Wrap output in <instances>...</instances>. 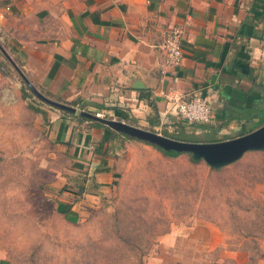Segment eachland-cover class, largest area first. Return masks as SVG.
<instances>
[{"label": "crops", "instance_id": "0c3cea01", "mask_svg": "<svg viewBox=\"0 0 264 264\" xmlns=\"http://www.w3.org/2000/svg\"><path fill=\"white\" fill-rule=\"evenodd\" d=\"M172 25L175 65L161 47ZM0 51L44 95L156 131L178 122L173 97L206 94L211 119L191 141L264 124V0H0ZM47 104L50 138L69 160L52 187L78 215L109 194L136 137ZM0 264H10L1 247Z\"/></svg>", "mask_w": 264, "mask_h": 264}, {"label": "rangeland", "instance_id": "374dc122", "mask_svg": "<svg viewBox=\"0 0 264 264\" xmlns=\"http://www.w3.org/2000/svg\"><path fill=\"white\" fill-rule=\"evenodd\" d=\"M40 105L0 51V247L10 264H264V142L217 163L136 137L109 194L72 215L52 187L69 160ZM197 125L178 116L158 132L190 140Z\"/></svg>", "mask_w": 264, "mask_h": 264}, {"label": "water", "instance_id": "95a60500", "mask_svg": "<svg viewBox=\"0 0 264 264\" xmlns=\"http://www.w3.org/2000/svg\"><path fill=\"white\" fill-rule=\"evenodd\" d=\"M22 77L34 94L43 101L53 106L84 115L90 119L101 121L113 129L149 141L164 149H176L178 151L191 150L192 152L199 154L198 156H214V160L218 163L225 158L238 154L244 148L254 147L264 142V124L239 136L222 140L190 141L174 138L156 130L130 124L120 119L105 117L98 113L80 109L68 103L52 99L37 90V88L25 76H23V74Z\"/></svg>", "mask_w": 264, "mask_h": 264}, {"label": "built area", "instance_id": "2783aa9c", "mask_svg": "<svg viewBox=\"0 0 264 264\" xmlns=\"http://www.w3.org/2000/svg\"><path fill=\"white\" fill-rule=\"evenodd\" d=\"M181 29L177 25L168 27L163 33L161 47L165 51L167 64H179L182 58L180 44ZM177 102V115L190 123L210 121L212 109L208 96L203 93H192L187 97H173Z\"/></svg>", "mask_w": 264, "mask_h": 264}, {"label": "trees", "instance_id": "16d2710c", "mask_svg": "<svg viewBox=\"0 0 264 264\" xmlns=\"http://www.w3.org/2000/svg\"><path fill=\"white\" fill-rule=\"evenodd\" d=\"M70 113H71V112H70ZM78 117L81 118V119H89L88 117H86V116H84V115H81V114H79ZM93 122H95L96 124L104 125V123H102V122H100V121H96V120H95V121H93ZM151 130H152V129H151ZM175 138H178V137H175ZM153 144H154V143H153ZM156 146H157V147H158L163 153L168 154V155H177V154L179 153V151L176 150V149H164V148H162V147H160V146H158V145H156ZM258 257L264 260V251H260ZM249 258L251 259V261H254V264H257V263H256V259H255V255H254V256L249 255ZM235 263H238V264H250V262H247V263H239V262H237V261H235Z\"/></svg>", "mask_w": 264, "mask_h": 264}]
</instances>
